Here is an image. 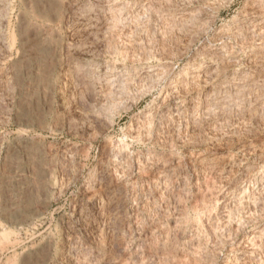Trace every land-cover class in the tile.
<instances>
[{"label": "rangeland", "instance_id": "374dc122", "mask_svg": "<svg viewBox=\"0 0 264 264\" xmlns=\"http://www.w3.org/2000/svg\"><path fill=\"white\" fill-rule=\"evenodd\" d=\"M0 264H264V0H0Z\"/></svg>", "mask_w": 264, "mask_h": 264}, {"label": "bare ground", "instance_id": "6f19581e", "mask_svg": "<svg viewBox=\"0 0 264 264\" xmlns=\"http://www.w3.org/2000/svg\"><path fill=\"white\" fill-rule=\"evenodd\" d=\"M34 2H35V1H34ZM51 3H53V2H51ZM36 5H37V4H36ZM38 7H39V6H38ZM34 8H35V7H34ZM34 8L32 9V11H33L32 13H35V12H34ZM36 12H37V11H36ZM38 13H39V8H38ZM38 13H37V14H38ZM39 47H40V46H39ZM36 49H38V48L36 47ZM44 50H45V49H44ZM38 51H40V50H38ZM37 53H39V52H37ZM42 54H43V53H42ZM36 55H37V54H36ZM38 56H39V55H38ZM78 65H79V64H78ZM78 68H81V66H79ZM87 68H88V67H87ZM87 68H86V69H87ZM89 68H90V66H89ZM191 68H192V67H191ZM82 69H83V68H82ZM181 69H182V70L180 71V75H181V74H182V75L185 74V76H186V75H187V76L190 75L189 72H188L189 70H188V71L186 70V69H189V68L186 67V68H184V69H183V68H181ZM84 70H85V69H84ZM89 70H90V69H88V72H87V70H85V71H86L87 73H89ZM150 70H151V69H150ZM90 71H93L92 68H91ZM191 71H192V70H191ZM191 71H190V72H191ZM79 73H80V72H79ZM83 73H84L83 75H85V72H83ZM95 73H96V72H94V74H93V73H90L89 78L93 80ZM178 73H179V72H178ZM188 74H189V75H188ZM192 74H193V73H192ZM86 75H87V74H86ZM86 75H85V76H86ZM178 75H179V74H178ZM190 76H191V75H190ZM180 77H181V76H180ZM182 77H183V76H182ZM183 78H184V77H183ZM94 79H95V78H94ZM90 82H93V81H88V83H90ZM86 84H87V83H86ZM87 85H88V84H87ZM90 85H91V84H90ZM94 85H95V84H94ZM92 87H93V86H92ZM89 90H90V89H89ZM94 90H95V89H94ZM92 91H93V90H92ZM221 95H222V94H221ZM221 95H220V96H221ZM227 97H228V96H227ZM219 98H220V97H219ZM219 98H218V99H219ZM221 98H222V99H221ZM221 98H220L221 100H224V103H225V99H228V98H226L225 93L223 94V96H222ZM220 99H219V100H220ZM217 102H218V101H217ZM209 104H210V103H209ZM29 253H30V252H29ZM24 254H25V253H24ZM30 255H31V254H30ZM25 257H26V256H25Z\"/></svg>", "mask_w": 264, "mask_h": 264}]
</instances>
